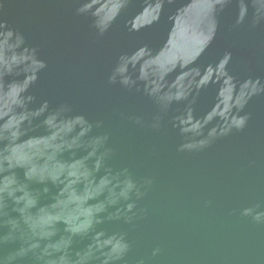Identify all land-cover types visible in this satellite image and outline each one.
I'll list each match as a JSON object with an SVG mask.
<instances>
[{
    "label": "water",
    "instance_id": "95a60500",
    "mask_svg": "<svg viewBox=\"0 0 264 264\" xmlns=\"http://www.w3.org/2000/svg\"><path fill=\"white\" fill-rule=\"evenodd\" d=\"M0 264H264V0H0Z\"/></svg>",
    "mask_w": 264,
    "mask_h": 264
}]
</instances>
